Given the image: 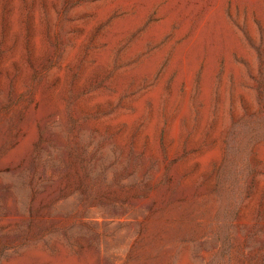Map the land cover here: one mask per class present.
I'll return each mask as SVG.
<instances>
[{
    "label": "rangeland",
    "instance_id": "1",
    "mask_svg": "<svg viewBox=\"0 0 264 264\" xmlns=\"http://www.w3.org/2000/svg\"><path fill=\"white\" fill-rule=\"evenodd\" d=\"M0 264H264V0H0Z\"/></svg>",
    "mask_w": 264,
    "mask_h": 264
},
{
    "label": "trees",
    "instance_id": "2",
    "mask_svg": "<svg viewBox=\"0 0 264 264\" xmlns=\"http://www.w3.org/2000/svg\"><path fill=\"white\" fill-rule=\"evenodd\" d=\"M20 178H22L21 179V182H22V184H23V187H26V181L25 180H23V176L22 175H20ZM30 183V182H29ZM27 187H29L30 188V185L28 184L27 185Z\"/></svg>",
    "mask_w": 264,
    "mask_h": 264
}]
</instances>
